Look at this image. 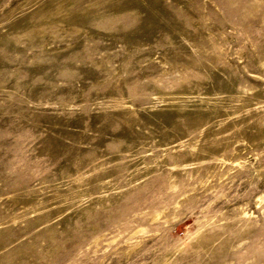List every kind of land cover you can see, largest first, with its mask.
Listing matches in <instances>:
<instances>
[{
	"label": "rangeland",
	"instance_id": "1",
	"mask_svg": "<svg viewBox=\"0 0 264 264\" xmlns=\"http://www.w3.org/2000/svg\"><path fill=\"white\" fill-rule=\"evenodd\" d=\"M0 264H264V0H0Z\"/></svg>",
	"mask_w": 264,
	"mask_h": 264
}]
</instances>
